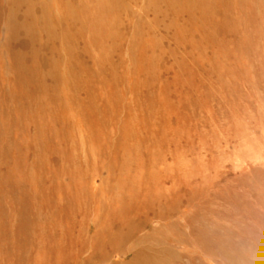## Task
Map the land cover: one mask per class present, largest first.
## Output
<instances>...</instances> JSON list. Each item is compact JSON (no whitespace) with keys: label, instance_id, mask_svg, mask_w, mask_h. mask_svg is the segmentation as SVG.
Here are the masks:
<instances>
[{"label":"rangeland","instance_id":"1","mask_svg":"<svg viewBox=\"0 0 264 264\" xmlns=\"http://www.w3.org/2000/svg\"><path fill=\"white\" fill-rule=\"evenodd\" d=\"M156 260L264 264V0H0V264Z\"/></svg>","mask_w":264,"mask_h":264},{"label":"bare ground","instance_id":"2","mask_svg":"<svg viewBox=\"0 0 264 264\" xmlns=\"http://www.w3.org/2000/svg\"><path fill=\"white\" fill-rule=\"evenodd\" d=\"M162 248V247H161ZM155 249V248H154ZM159 249V248H158ZM158 251V250H157ZM165 251H166V248H165ZM153 252V251H152ZM160 252V251H159ZM150 253V252H149ZM156 253V252H155ZM163 253V252H162ZM166 254V253H165ZM153 260V259H152ZM157 261V260H156ZM152 264H161L160 262L158 263V261L157 262H153ZM258 264V263H257Z\"/></svg>","mask_w":264,"mask_h":264}]
</instances>
